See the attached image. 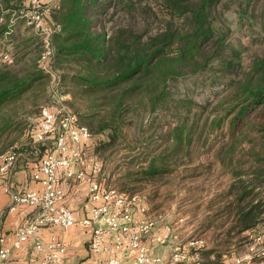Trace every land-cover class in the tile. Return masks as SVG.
<instances>
[{
  "label": "trees",
  "instance_id": "16d2710c",
  "mask_svg": "<svg viewBox=\"0 0 264 264\" xmlns=\"http://www.w3.org/2000/svg\"><path fill=\"white\" fill-rule=\"evenodd\" d=\"M2 1L6 7L14 8L23 0ZM219 1L164 0V28L145 36L124 26L106 31L104 25H99V18L113 0H58L57 7L49 13L59 26L52 38L53 67L59 75V92L71 97L65 102L71 106L75 100L82 103L72 111L90 131L86 149L91 146L96 153L114 144L126 114L141 109L153 111L164 98L167 78L178 75L185 67L193 70L200 61L206 63L208 57L202 53V46L213 35L209 16ZM174 20L180 23L179 30L172 24ZM18 26L13 29V24L8 27L6 21L0 23V39L5 36V42L11 43ZM27 28L19 33L22 37L17 36L20 39L14 42L12 52L8 50L11 61L0 62V136L11 131L25 135L19 145L0 146V155L13 150L16 159L37 156L50 146L48 139L33 140L38 109L48 99V78L37 65L39 44L38 50L30 48L37 37L26 35ZM38 91L42 99L37 105ZM26 101L37 105L36 109L25 111ZM18 108L28 113L25 128L12 122ZM223 117L227 118L224 134L231 143L218 147L215 161L229 179L205 201L207 213L198 229L200 233L210 232L213 244L200 251L204 256L212 253L221 257L231 244L246 243L247 233L264 224V55L251 61L249 71L232 91ZM249 132L261 142L247 149L244 161L233 159L230 153L236 150L239 138L246 140ZM194 133L195 123L180 121L170 127L163 134V147L135 170L136 179L159 180L174 168L175 156L177 168ZM236 162L245 167L235 168L240 165L232 166Z\"/></svg>",
  "mask_w": 264,
  "mask_h": 264
},
{
  "label": "rangeland",
  "instance_id": "374dc122",
  "mask_svg": "<svg viewBox=\"0 0 264 264\" xmlns=\"http://www.w3.org/2000/svg\"><path fill=\"white\" fill-rule=\"evenodd\" d=\"M209 19L213 35L202 46V53L208 57L206 63L200 61L193 70L191 66L185 67L178 75L167 78L163 85L164 98L153 111L141 109L126 114L117 129L114 144L96 153L91 146L87 148V156L101 161L105 182L126 193H136L151 211L176 212L178 209L196 213L209 195L223 188L229 179V174L223 173L215 161L218 147L231 143L224 134L227 118L223 113L232 91L249 71L251 61L264 55V0H220L211 9ZM166 22L164 0H113L112 6L99 18V25H104L106 31L124 26L145 36L160 31ZM172 24L179 30L177 20ZM17 36L22 37L15 32L11 45L20 39ZM7 44L0 46L9 49L11 45ZM32 47L38 50L37 40L32 42ZM66 88L64 83L63 89ZM36 96L38 105L42 93L38 91ZM70 98L68 93L65 101ZM65 103L73 111L82 105L80 100H75L74 106ZM36 106L26 101L23 109L35 110ZM17 112L12 122L25 128L28 113L19 108ZM180 121L196 125V133L187 154L181 157V164L176 168L175 156L174 168L159 180L136 179L135 170L163 147V134ZM248 134L246 140L239 138L236 150L230 153L233 159L244 161L247 149L261 142L253 132ZM24 137L21 132H6L0 136V146L19 145ZM103 137L106 139L105 135ZM238 167L244 168L245 164L235 166ZM244 243H236L231 249L234 253L240 252Z\"/></svg>",
  "mask_w": 264,
  "mask_h": 264
},
{
  "label": "built area",
  "instance_id": "2783aa9c",
  "mask_svg": "<svg viewBox=\"0 0 264 264\" xmlns=\"http://www.w3.org/2000/svg\"><path fill=\"white\" fill-rule=\"evenodd\" d=\"M57 5L58 0H25L23 4L9 8L0 0V23L6 21L9 27L21 20L37 37V65L48 78V99L38 109V128L33 133V140L41 142L50 139L51 144L38 154L37 162L30 171L31 179L40 183L41 190L11 192L7 189L8 211H13L16 205L36 209L31 220L14 229L12 241V247L18 248L21 243L31 239L35 264H64V244L56 238H40L38 230L47 225L66 229L75 223L71 211L61 204L63 193L58 185L57 171L63 169V177L67 180L82 179L85 175L82 147L91 137L87 126L78 121L76 114L65 103L67 94H61L58 90L59 75L53 67L52 38L59 31V26L49 18V13ZM10 61V53L0 46V62ZM16 157L17 153L13 150L0 155V175H6ZM73 165L78 166L73 169ZM90 169L84 197L91 205L87 217L79 222L90 226L89 249L93 253H105L107 259L104 264H120L126 253L132 255L131 264H199L200 251L205 247L204 240L189 237L180 243L171 235L168 224L163 226L162 234L153 237L156 244H168L167 256L162 259L151 254L143 238L153 228L154 219L146 214L139 196L105 182L102 163L98 158L90 159ZM7 253L8 249L0 247V260ZM230 264H264V224L247 233L242 252Z\"/></svg>",
  "mask_w": 264,
  "mask_h": 264
},
{
  "label": "crops",
  "instance_id": "0c3cea01",
  "mask_svg": "<svg viewBox=\"0 0 264 264\" xmlns=\"http://www.w3.org/2000/svg\"><path fill=\"white\" fill-rule=\"evenodd\" d=\"M1 2L3 3L2 0ZM20 22L21 21H16L13 23L12 28L14 29V27L18 26V23ZM25 27L26 26L22 22V25L18 26V32L20 33ZM31 33L32 31L30 29L26 31V35ZM5 40V36H3L2 39H0V44L3 45ZM7 45H11V43ZM12 46L13 45H11L9 49L5 48V50L12 52ZM47 141L48 142L46 143L48 146L49 143L51 144V141L49 139ZM82 150L83 154L81 155L85 158V165L83 167L85 175L82 179L76 181L67 180L63 177V169L57 171L58 185L63 193L61 204L71 211L75 223L66 229H62L57 225L43 226L38 230V236L44 240L56 238L64 244V264H104L107 255L101 252L93 253L89 249L88 242L91 232L90 226L83 225L79 222L82 218L87 217L91 205L84 197V192L87 188L91 173L90 158L87 156V149L85 146L82 147ZM37 156L32 155L23 159H16L12 167L8 169L6 175H0V210L2 212L0 214V238H2L0 247L8 249L6 257L0 260V264L36 263V256L31 252V239L21 243L18 248L12 247L14 229L31 220L36 214V209L26 205H16L13 211H8L7 206L9 197L7 189L11 192L41 190L40 183L30 177V171L34 168L37 162ZM77 166L78 165H73V169H76ZM142 203L146 208V214L154 219L153 228L150 233L143 238L144 242L148 245L151 254L157 255L162 259L167 256L169 251L168 244H156L153 240L155 235L164 232L163 226L165 224H168L171 227V235L180 243H183L189 237H200L205 242V247L203 249L212 246L213 241L210 237V232L205 231L200 233L198 229L202 217L207 213L204 205L205 202L198 207L199 211L196 213H185L183 211H178V209L176 212L173 210L163 212L151 211L152 208H149L146 203ZM233 245L234 244H231L226 253L221 254V257H215L212 253H209L206 256L201 255L200 253L199 264H230L233 258L243 250L234 253L233 249H231ZM131 261L132 255L126 253L121 258L120 264H131Z\"/></svg>",
  "mask_w": 264,
  "mask_h": 264
}]
</instances>
